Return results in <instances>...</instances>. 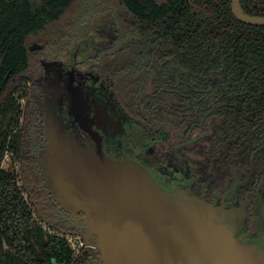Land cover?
<instances>
[{"label": "trees", "instance_id": "16d2710c", "mask_svg": "<svg viewBox=\"0 0 264 264\" xmlns=\"http://www.w3.org/2000/svg\"><path fill=\"white\" fill-rule=\"evenodd\" d=\"M112 1L126 17L104 18L109 31L94 26L92 37L105 44L97 47L105 48L99 62L108 55L122 86L135 87L134 103L146 96L147 112L199 138L209 168L229 172L251 160L264 171V26L237 20L231 0ZM73 2L0 0V264L74 258L66 236L42 227L15 172L2 167L16 149L28 42L51 35ZM240 6L264 16V0H240Z\"/></svg>", "mask_w": 264, "mask_h": 264}, {"label": "flooded vegetation", "instance_id": "af4514ba", "mask_svg": "<svg viewBox=\"0 0 264 264\" xmlns=\"http://www.w3.org/2000/svg\"><path fill=\"white\" fill-rule=\"evenodd\" d=\"M82 39L66 53L52 49L51 42H28L30 65L23 75L26 97L12 153L17 158L15 174L22 194L40 224L82 242L71 264H108L103 260L99 232L105 221L94 211L97 208L92 209L101 200L96 202L91 193L73 194L68 200L43 168L51 154L46 151L44 135V118L51 111L66 136L84 147L98 146L114 161L141 166L173 200L221 210L224 222L235 227L236 238L264 249V171L251 160L249 165L236 164L229 172L214 170L199 146L188 148L186 141L162 149L167 141L166 124L172 120L165 124L158 120L163 116L147 112L145 105L152 100L146 96L141 98L142 104L134 103L135 87L127 91L122 86L123 79L115 75L117 67L110 57L103 56L99 62V53L105 48L98 50L94 38L90 42ZM181 136L194 141L184 128ZM82 201L91 206L88 211L80 208Z\"/></svg>", "mask_w": 264, "mask_h": 264}, {"label": "water", "instance_id": "95a60500", "mask_svg": "<svg viewBox=\"0 0 264 264\" xmlns=\"http://www.w3.org/2000/svg\"><path fill=\"white\" fill-rule=\"evenodd\" d=\"M231 12L241 22L264 26V16L246 14L240 0H231ZM51 112L44 118L51 154L43 168L68 200L90 193L101 200L92 209L105 221L99 232L108 264H264V249L236 238L221 210L173 200L141 166L114 161L98 146L84 147L66 136ZM90 207L80 202L82 210Z\"/></svg>", "mask_w": 264, "mask_h": 264}, {"label": "rangeland", "instance_id": "374dc122", "mask_svg": "<svg viewBox=\"0 0 264 264\" xmlns=\"http://www.w3.org/2000/svg\"><path fill=\"white\" fill-rule=\"evenodd\" d=\"M115 2L112 0H74L72 7L64 12L61 18L58 20L57 24L54 26V29L51 31V35L43 37V38H36L32 37L29 42L30 45H37L43 44L45 41L51 44L52 49L61 50L63 53L71 51V48L74 49V45H76L83 37L86 41H91L93 39V35L95 36V32H91V30L97 26H103L102 28L106 31L108 29V23H102L104 18L115 19L116 18H125L126 13L120 10H117L115 6ZM118 22V21H116ZM101 23V24H100ZM107 32V31H106ZM54 37V38H53ZM88 37V38H87ZM82 39V40H83ZM97 40V39H96ZM93 46L92 42L90 44ZM95 46L104 47L105 44L94 43ZM94 47V46H93ZM24 89V84L18 87V92ZM24 99L21 98L19 103L21 105V109L23 108ZM21 120V117H20ZM20 120L18 123V128L20 125ZM159 121L163 123H167L168 120L166 118H159ZM165 121V122H164ZM171 123H174L171 121ZM166 124V143L163 144L165 149L171 148L175 144L183 141L185 146L190 148L196 146V141L200 142V139L197 138L196 141L188 142L190 137H184L182 140L181 132L183 131V127H180L178 124ZM177 134V135H175ZM195 144V145H193ZM161 146V145H160ZM198 146V145H197ZM201 146V145H200ZM199 146V149H201ZM196 149V148H195ZM12 154V153H11ZM10 153L6 154L3 159L2 167L5 169H9L10 171L17 172L18 171V163L15 154L11 155ZM19 181V180H18ZM44 229L46 225L43 224L42 226Z\"/></svg>", "mask_w": 264, "mask_h": 264}, {"label": "built area", "instance_id": "2783aa9c", "mask_svg": "<svg viewBox=\"0 0 264 264\" xmlns=\"http://www.w3.org/2000/svg\"><path fill=\"white\" fill-rule=\"evenodd\" d=\"M6 156V155H5ZM67 240L69 241V243L71 244V247L77 251L81 246H82V242L80 241V239L75 240L73 237L71 236H67L66 237Z\"/></svg>", "mask_w": 264, "mask_h": 264}]
</instances>
